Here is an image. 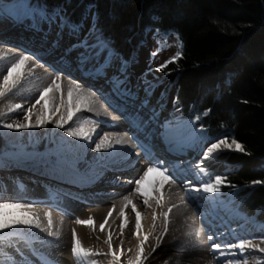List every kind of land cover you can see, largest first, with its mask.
Masks as SVG:
<instances>
[{
	"label": "bare ground",
	"instance_id": "6f19581e",
	"mask_svg": "<svg viewBox=\"0 0 264 264\" xmlns=\"http://www.w3.org/2000/svg\"><path fill=\"white\" fill-rule=\"evenodd\" d=\"M3 9L0 53L6 59L0 60V85L8 76L11 91L0 97V113L4 114L0 132L6 142L3 151L13 156L0 160V203L31 204L41 228H47L45 213H50L51 231L58 235L25 225L9 228L0 233V264H42V258L50 264H78V259L79 264H228L229 260L253 258L256 247L246 246L243 252L225 247L250 241L251 231L225 213L221 190H195L217 177L219 169L210 161L220 148L205 157L181 117L166 115L169 103L158 96V102L152 103L158 90L143 92L149 82L143 81L144 76L142 81L138 78L142 63L129 69L134 57L124 61L102 38L108 48L103 45L93 30L47 15L55 13L34 11L21 3ZM85 41L104 47L97 46L93 53L92 48L83 47ZM82 54L91 58L81 63ZM21 56L28 59L9 73ZM72 86L86 91H74L69 97ZM47 88L51 90L44 92ZM41 94L44 99L37 104ZM82 96L88 97L86 103ZM16 105L20 109L12 111ZM69 111L72 118L63 128L57 127V121L61 116L67 119ZM41 116L47 123L34 126ZM84 121L91 139L68 135L69 130L78 131ZM5 123L14 127L5 128ZM20 123L33 126L16 128ZM117 140L124 143L116 144ZM152 147L156 157L149 155ZM30 150L38 154L18 156ZM153 165L167 169L171 180L165 182L159 172L149 173L137 192L135 181ZM179 210L185 217L182 222L173 218ZM20 218L28 217L18 208L0 209V219ZM89 218L92 225L76 223ZM186 228L193 229L191 236ZM73 231L80 245L95 255L74 256ZM213 243L221 249L213 250Z\"/></svg>",
	"mask_w": 264,
	"mask_h": 264
},
{
	"label": "trees",
	"instance_id": "16d2710c",
	"mask_svg": "<svg viewBox=\"0 0 264 264\" xmlns=\"http://www.w3.org/2000/svg\"><path fill=\"white\" fill-rule=\"evenodd\" d=\"M33 2L45 14L63 10L72 26L92 8L94 32L126 62L146 31L175 33L181 55L156 71V82L175 87L182 117L198 121L207 137L243 146L223 154L226 184L238 211L264 224V0Z\"/></svg>",
	"mask_w": 264,
	"mask_h": 264
},
{
	"label": "rangeland",
	"instance_id": "374dc122",
	"mask_svg": "<svg viewBox=\"0 0 264 264\" xmlns=\"http://www.w3.org/2000/svg\"><path fill=\"white\" fill-rule=\"evenodd\" d=\"M31 0H10V1H3L2 5V11H4V7L13 4V3H18V4H29L31 6V9H34V11L40 12L39 8H37L32 2L30 3ZM56 16H53L54 19L56 20H62L67 22L68 16L65 14L63 10H56L55 12ZM58 15V16H57ZM78 25L76 27L82 28V29H88V30H93L94 31V26H95V15L94 11L92 8L88 10L86 15L83 17V19L78 23L75 24ZM75 28V27H74ZM90 32V31H89ZM94 34V32H93ZM96 36H99L98 33L95 34ZM101 39V38H100ZM101 43L105 45L102 41ZM100 43L97 45L100 48ZM107 48L108 46L105 45ZM180 52V46H179V41L175 33L173 32H167V33H160L155 30H148L145 33V41L140 45V47L135 50L132 54V61H130V68L133 69V67L136 65V63H142V68L139 70L137 75L139 80L142 81V77L144 76L145 79L143 78V81L149 82L148 85L145 88L146 92L147 88H156L158 92H155L154 98H152V103L155 104L158 102L157 96L162 97L163 101H165L166 105L169 103V106L165 110L166 115L169 113H176L179 115L184 122V124H187L189 128V135L193 136L199 141V147L202 152H206L207 148L210 146L211 143H216L219 140H213L209 137L206 136V134L203 132V130L199 127V122L193 119H183L181 116V109L179 108L175 98H174V89L175 87L170 86V84L166 81H157L158 76L156 75V71L159 70L161 65H164L166 61H169L172 59L173 56L177 52ZM153 53H156L154 56ZM136 57V59H135ZM119 58V57H118ZM121 60V58H119ZM173 61V60H172ZM47 72L49 69H46ZM103 77V76H102ZM159 80V79H158ZM133 91V88L131 89ZM138 91L141 93V88H138ZM157 99V102H156ZM152 117V116H150ZM162 122L163 120L158 121V130L161 132V127H162ZM0 139L3 144H5V140L0 132ZM228 141V140H227ZM5 142V143H4ZM229 144H231V141H228ZM6 145V144H5ZM228 152H240L235 150V146L233 145L232 147H220L218 150V153L214 155V157H211L210 164L213 166H216V169H219L218 172H216V176H219L223 178L224 183L219 185V189L221 190L222 193V201H224L223 205L225 207V213L232 216V218H236L239 220V224L244 225L245 229H249L251 231L250 235V241L256 245V248L254 249L255 251L253 252V258L250 259L248 258L247 261H257V264H264V252H260V248H264V224L259 223L257 220L248 218L247 216H244L238 211V205H237V199H236V194L233 192L231 189L228 188L226 184V177L229 174L230 167L229 164L225 161L223 158L224 153ZM38 152H33L30 150L27 154L23 155H18L22 157H31L32 155H37ZM10 156H13L12 154H9V152L6 151H1L0 152V160H6L9 159ZM159 160H156L158 162ZM218 167V168H217ZM85 168V167H84ZM168 168L169 165H168ZM183 211L179 210L174 213L173 218L179 222H182V219L184 220L185 217L182 214ZM220 215H217L219 217ZM221 217V216H220ZM219 220V218L217 219ZM186 233L191 236L193 234V229L191 228H186ZM217 256V255H214ZM243 261V259H239Z\"/></svg>",
	"mask_w": 264,
	"mask_h": 264
},
{
	"label": "snow or ice",
	"instance_id": "6c2138e0",
	"mask_svg": "<svg viewBox=\"0 0 264 264\" xmlns=\"http://www.w3.org/2000/svg\"><path fill=\"white\" fill-rule=\"evenodd\" d=\"M2 5H3V0H0V11H2ZM46 18V17H45ZM83 47L85 49H89V48H92L93 50V53H95V49L97 47V45H89L86 41L83 43ZM100 47H104L102 44L100 45ZM180 47H182V45H180ZM153 55L155 56L156 53H153ZM181 53L178 51L175 56L172 57L171 60L169 61H166L164 65H161L160 67L161 68H164L166 67V65L168 63H171L172 60H175V59H178L180 57ZM91 58L90 55L88 54H82L81 57H80V61L81 63H84L86 61H88L89 59ZM3 59H6V55L4 53H0V60H3ZM28 59V57L26 56H21L18 60L15 61V63H13L11 65V67L8 69L9 73H11V71L13 69H15L17 66L23 64L26 60ZM8 76H4L3 78V84L0 85V97H4L8 92L11 91V88L8 86ZM53 85L55 86V88L57 90H59V85L56 84L55 80L53 81ZM51 88H47V89H44V92H48L50 91ZM84 92L86 90H83L81 89L79 86H72L69 88V92H68V95L69 97L72 96L73 92ZM41 99H44V95L41 94L40 96V99H37L36 100V103L39 104L40 103V100ZM81 101L82 102H87V99L88 97L87 96H82L81 98ZM20 105H16L15 108L11 109L12 111H17L20 109ZM30 114H31V109L28 110V116H26V119L30 117ZM4 115L3 113H0V116ZM73 116V112L72 111H69L68 112V118L65 119L63 116H61L60 120L57 121V127H60V128H63L64 127V124L68 122V119H71ZM41 123H47L46 120H44V118L41 116V117H38L37 118V124L34 125V126H40ZM83 123H87V121H84L82 122L81 124V127L79 128L78 131H73V130H69L68 131V135L69 136H78L82 139H91L90 135L88 134V132L85 130V128L83 127ZM30 126H33V125H30V124H27V123H20V124H16L15 127L16 128H28ZM3 127L5 128H12L14 127L13 124H10V123H5L3 125ZM116 144H122L124 143V141L122 140H117L115 141ZM235 146V150L236 151H244V148L243 146L238 143L236 140H232L231 141V144L228 143V141L226 139H222V140H219L218 142L216 143H211L210 146L207 148L206 152H205V157H208V156H211L216 150H218L220 147H232V146ZM101 145H97V149L100 148ZM199 167V165L197 166ZM200 171L203 172L204 169L203 168H200ZM152 172H159L160 175H162L164 177V181L167 182L169 180H171V176L167 175V169H163L161 170L158 166L156 165H153V166H150L147 168V170L144 172V176L141 178V179H138L135 181L136 185H137V188H136V191L137 192H140L141 191V188L140 186L145 182V178H147L148 174L149 173H152ZM222 183H224V180L223 178L217 176L215 177V180L214 182L211 181V178H210V181L207 182V183H204L200 186V188L198 189H195L197 191L199 190H203V192L205 193H212V192H216V191H219V185H221ZM254 183H260V181H254ZM145 203L147 204V200H145ZM7 207H15V208H18L20 209L22 212L26 213L27 214V217L28 218H20V219H16V220H13V221H7V220H3V219H0V233H3L5 232V230L9 229V228H12L16 225H25V226H29V227H35V228H39L41 231H47L49 235H58V233H53L51 231V227H52V220H51V214L50 213H45V217L47 218L48 220V226L47 228H41V224L39 222V219L38 217L35 216V214L32 212V208L33 206L31 204H21V203H0V209H4V208H7ZM135 210V209H134ZM109 215H111V212H109ZM121 215H123V210H121ZM167 213H165V226H167ZM137 229L140 228V224H139V213H137ZM107 219V218H106ZM76 223L78 224H85V225H92L94 222L91 218L87 219V220H77ZM104 225L101 224L100 225V228L103 229ZM165 231H167V227H165ZM146 239V238H145ZM209 240H212L213 238L211 236L208 237ZM264 242V241H262ZM246 246H251V247H256L255 245H252L251 244V241H246V240H240L238 243L236 244H229L225 247L229 248V249H233V248H238L240 249L241 252H243L245 250V247ZM221 245H218V244H215L213 243L211 245V248L213 250H220L221 249ZM73 254L74 256L76 257H80L81 254H83L84 256H87V255H95V253H91L89 250H85L81 245H80V242L78 239H76V234H75V231H73ZM153 251H155V249H153ZM260 252H264V248H260L259 249ZM220 255H226V253L224 251H220ZM42 264H50V262L44 260L42 258ZM78 264H79V259H78ZM91 264H95V261H92ZM130 264H133V262H130ZM228 264H247V260H239V259H236V260H229L228 261Z\"/></svg>",
	"mask_w": 264,
	"mask_h": 264
}]
</instances>
